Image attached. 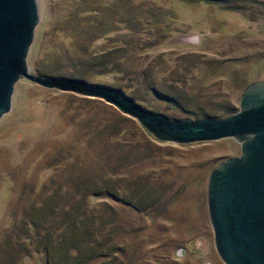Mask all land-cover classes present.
I'll return each mask as SVG.
<instances>
[{
  "label": "rangeland",
  "instance_id": "rangeland-1",
  "mask_svg": "<svg viewBox=\"0 0 264 264\" xmlns=\"http://www.w3.org/2000/svg\"><path fill=\"white\" fill-rule=\"evenodd\" d=\"M36 3L29 72L86 73L191 119L264 79V0ZM239 153L232 137L159 140L103 99L20 77L0 117V264H225L206 184Z\"/></svg>",
  "mask_w": 264,
  "mask_h": 264
},
{
  "label": "water",
  "instance_id": "water-1",
  "mask_svg": "<svg viewBox=\"0 0 264 264\" xmlns=\"http://www.w3.org/2000/svg\"><path fill=\"white\" fill-rule=\"evenodd\" d=\"M38 21L36 0H0V117L17 79L97 97L135 118L159 140L177 143L232 137L240 153L213 167L206 206L214 245L225 264H264V79L251 83L238 109L222 117L169 118L121 89L76 77L29 72L27 52Z\"/></svg>",
  "mask_w": 264,
  "mask_h": 264
},
{
  "label": "trees",
  "instance_id": "trees-1",
  "mask_svg": "<svg viewBox=\"0 0 264 264\" xmlns=\"http://www.w3.org/2000/svg\"><path fill=\"white\" fill-rule=\"evenodd\" d=\"M88 60H91V65L93 64V62H95V63H100V61H102L104 58H102V56H97V55H95V56H92V57H88L87 58ZM93 61V62H92ZM39 71H41V72H43V71H45V72H48V70L46 71V70H44V69H39ZM80 78H82V79H85L86 77H87V75H86V73H83V74H81L80 73ZM154 89H156V90H158V91H160L161 92V90L159 89V88H154ZM162 93V92H161ZM237 109H235V108H224V109H221V111H222V114L221 115H227V114H229V113H232V112H234V111H236ZM206 115V114H205ZM204 116V115H203ZM217 117V116H216ZM218 117H221V116H218Z\"/></svg>",
  "mask_w": 264,
  "mask_h": 264
}]
</instances>
